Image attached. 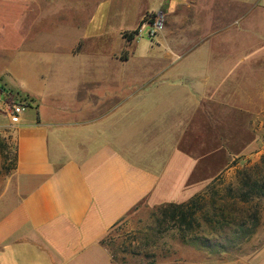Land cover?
<instances>
[{
	"label": "crops",
	"instance_id": "1",
	"mask_svg": "<svg viewBox=\"0 0 264 264\" xmlns=\"http://www.w3.org/2000/svg\"><path fill=\"white\" fill-rule=\"evenodd\" d=\"M11 1L17 13H24L23 1ZM263 9L264 0H103L86 23L77 21L78 34L64 48L65 58L47 59L41 94L24 92L28 105L16 122L7 115L8 104H1L13 128L15 162L0 190V264H122L103 244L113 227L144 202L184 203L232 169L229 161L239 155L228 152L222 166L208 168V177L200 179L207 172L201 167L205 149L197 114L202 112L209 130L221 128L206 114L207 108L217 110L216 102L206 104L207 80L218 79V71L227 77L244 65L255 26L247 18ZM159 13L165 25L154 44L162 53L123 55L127 45L142 37L128 41L124 34ZM129 20L131 26L119 25ZM17 25L19 34L24 29ZM233 25L238 27L231 47L241 56L234 66L223 65L227 58L220 59L215 71L187 65L194 59L206 62L194 55L199 38L210 46L223 28ZM260 58L264 62V54ZM141 59L150 71L135 64ZM64 74L70 81L66 89L58 78ZM47 77L59 88L45 90ZM243 88L247 90L236 86L229 108L245 115L256 143L251 127L260 114L264 117V93L258 88L257 102L249 103ZM230 119L239 116L233 113ZM259 229L264 232V214ZM256 236L242 247L246 264L264 255V241L257 246ZM228 258L233 257L214 262Z\"/></svg>",
	"mask_w": 264,
	"mask_h": 264
},
{
	"label": "rangeland",
	"instance_id": "2",
	"mask_svg": "<svg viewBox=\"0 0 264 264\" xmlns=\"http://www.w3.org/2000/svg\"><path fill=\"white\" fill-rule=\"evenodd\" d=\"M21 1H23L24 12L22 14L16 12L18 6L11 3V0H5L4 5L0 6V190L5 175L9 173L14 165L15 155V143L12 137L13 128L12 125H8L6 114L3 113L4 107L1 104L5 102L9 107L14 105V108L20 114L22 107L28 105L25 91L41 94L40 76L41 72L47 71L44 65L47 59L65 58L64 48L78 34L76 26L73 25L77 21L81 24L86 23L92 10H95L96 6L103 0ZM199 6H197V9ZM11 8L13 9L11 10ZM153 16L145 17L144 22L149 21ZM111 17L112 15L108 16V25ZM247 21L255 25L253 34L248 35L247 51L249 48L251 49L246 55L248 57L247 61L244 62L243 66L240 65L238 69L232 70L230 76L226 77L224 73L220 75L218 71L216 73L218 79L207 80L209 85L206 89V104L216 102L217 110L207 108L206 114L213 126L221 124V128L217 131L209 130L203 122L202 112L197 114V122L200 123L198 137L204 142L205 149L201 167L207 172L199 175L201 180L208 177V168L216 170L218 166H222L226 162L227 156H229L228 152L232 155H239L237 160L233 161L235 169H230L227 172L223 170L225 173L223 175L224 186L234 182L236 170L258 164L264 152L263 114H260L259 119L251 127L256 135V143H253L250 132L246 127L245 115L229 108L231 98H235V92L233 91H235L237 85L238 90L243 86L247 87V90L245 88L243 90H246L244 93H246L249 103L257 102L259 91H256L258 88H260L261 93H264V62L260 61L261 55L264 54V9L263 11L257 10L251 13ZM17 23L22 24L24 29L19 34L14 30L16 29L15 25L19 26ZM131 23V20L122 21L119 25L129 27ZM142 24L144 25V23ZM108 25L107 27H109ZM116 25L118 26V23ZM116 25L114 27H117ZM237 27L238 25H233L223 28L217 37L211 39L210 43L212 45L210 46L206 44L202 37L199 38V47L194 55L197 58L205 57L206 62H199L198 59H194L187 65L195 67V69L203 66L210 69V71H215L217 70L216 64L219 63L220 59L227 58V62L223 65L234 66L241 57L239 55L240 51L233 52L231 47L232 35L235 36L233 30ZM144 29H147L146 25H144ZM23 36V40H20ZM134 38L136 39V36ZM17 40L20 41L16 43ZM155 42H160V40L156 37L149 39L142 34L140 42H134L132 46L127 45L122 54L125 56L133 55L134 58H137V56L146 58L160 55L162 52L160 53L159 49L156 48ZM151 47L154 49L151 50ZM207 50H209L208 54ZM135 64L143 67V70H151L148 67L150 64L147 60L141 59L136 61ZM160 68L161 66L158 65V70ZM203 70L204 68H202ZM220 77L222 78L220 79ZM58 78L62 82V88H69L70 81L66 74ZM211 82L212 85H210ZM54 85L59 88L56 81L49 80V77L45 79V90H48V86L53 88ZM238 97L240 99V94ZM233 107H235L234 104ZM224 108L227 110H224ZM26 113L30 115L31 111L27 110ZM233 113L238 114V120L230 119V114L233 116ZM194 115L196 114H193V117ZM254 150L253 154H248ZM229 162L232 163V160ZM197 170L198 168L193 172L198 175ZM258 203L264 212V198L259 199ZM158 206H151L144 202L122 224L114 229L112 241L109 242V249L116 262L122 264H168L185 260L190 264H218L198 249L195 242L196 238H187L183 241L171 226L164 227L165 229L160 234H155L157 229L155 220L158 217L156 208ZM256 233L254 243L258 246L264 241V232L262 229H258ZM245 257L247 256L228 258L222 264H246ZM257 257H259V261L254 264H264V255H257Z\"/></svg>",
	"mask_w": 264,
	"mask_h": 264
},
{
	"label": "trees",
	"instance_id": "3",
	"mask_svg": "<svg viewBox=\"0 0 264 264\" xmlns=\"http://www.w3.org/2000/svg\"><path fill=\"white\" fill-rule=\"evenodd\" d=\"M138 27L124 34L128 41L138 34ZM234 162L229 169L236 168ZM223 175L184 203L158 206L155 234L171 226L183 241L196 238L198 249L215 261L227 256H248L242 247L256 234L264 214L258 203L259 199L264 198V152L258 164L236 170L233 183L224 186ZM117 226L111 229L103 241L107 248Z\"/></svg>",
	"mask_w": 264,
	"mask_h": 264
},
{
	"label": "built area",
	"instance_id": "4",
	"mask_svg": "<svg viewBox=\"0 0 264 264\" xmlns=\"http://www.w3.org/2000/svg\"><path fill=\"white\" fill-rule=\"evenodd\" d=\"M147 26V29H144V25L141 24L138 27V34L136 36L144 35L147 38L151 39L157 36L164 28L165 25V16L164 14H155L149 21L143 22ZM7 113L11 122H16L19 112L13 106L7 107Z\"/></svg>",
	"mask_w": 264,
	"mask_h": 264
}]
</instances>
